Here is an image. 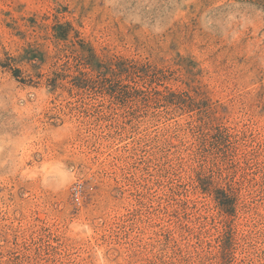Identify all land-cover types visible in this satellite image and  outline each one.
I'll return each instance as SVG.
<instances>
[{
  "label": "rangeland",
  "instance_id": "374dc122",
  "mask_svg": "<svg viewBox=\"0 0 264 264\" xmlns=\"http://www.w3.org/2000/svg\"><path fill=\"white\" fill-rule=\"evenodd\" d=\"M0 264H264V0H0Z\"/></svg>",
  "mask_w": 264,
  "mask_h": 264
},
{
  "label": "trees",
  "instance_id": "16d2710c",
  "mask_svg": "<svg viewBox=\"0 0 264 264\" xmlns=\"http://www.w3.org/2000/svg\"><path fill=\"white\" fill-rule=\"evenodd\" d=\"M111 73H114V71H111ZM225 197V196H224ZM226 198V197H225ZM220 206H225V203H220Z\"/></svg>",
  "mask_w": 264,
  "mask_h": 264
}]
</instances>
